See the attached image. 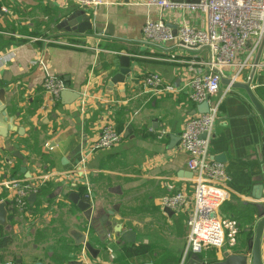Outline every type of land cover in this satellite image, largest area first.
Here are the masks:
<instances>
[{
  "label": "crops",
  "instance_id": "obj_1",
  "mask_svg": "<svg viewBox=\"0 0 264 264\" xmlns=\"http://www.w3.org/2000/svg\"><path fill=\"white\" fill-rule=\"evenodd\" d=\"M99 1L81 7L77 0H0V183L15 178L39 185L41 177L50 172L77 169L81 174L82 148L98 137L107 121L116 128L122 124L118 120L124 121L121 141L92 153L82 168L91 183L94 212L90 222L69 200L71 192L81 194L84 190L82 179L74 174L43 181L41 195L37 192L32 202L31 193L28 209H16L14 216L10 210L15 207L14 193L0 185V200L9 202V222L2 228L12 236L9 245L0 247L2 264H85L84 257L92 264H164L168 255L177 257V264H187L190 259L189 255L182 261L189 212L166 208L161 198L193 190V173L187 166L188 155L181 149L180 135L197 106L189 97L188 81L196 70L205 69L202 63L210 58L209 50L189 49L177 40L146 39L143 25L161 16L157 5L146 0ZM83 14L93 23H110L113 34L105 30L74 33L68 23ZM164 19L177 32L183 19L200 28L208 25L206 14L189 10L166 11ZM121 51L131 55L134 71L124 88L115 84L108 93L106 85L118 69ZM247 55L248 49L241 51L239 60ZM38 57L44 65L32 64ZM257 60L253 73L252 64ZM263 62L264 43L253 52L236 81L252 77V89L264 105ZM235 68L224 72H236ZM150 72L160 74L177 90L162 94L144 91L142 79ZM46 73L62 77L80 97L71 104H63L60 98L55 106L44 108ZM214 100H219L220 106L210 156L215 161L222 156L217 162L224 164L228 175L219 214L237 220L241 231L235 247L201 253L208 263L213 262L211 256L222 259L225 251L248 250L259 218L256 206L262 202L254 196L256 188L264 185L262 118L242 89L221 86ZM126 129L129 132L124 136ZM36 141L40 148L37 157L28 148ZM79 143L81 149L75 153ZM17 151L22 158L15 155ZM23 166L26 174L21 172ZM262 194L263 199L264 187ZM114 205L119 210L101 223L100 215ZM129 230L136 232L131 243L145 246L138 258L127 256L123 248L128 242L122 235ZM84 234L99 250L96 258L78 243ZM155 248L172 251L153 256ZM262 256L264 261V234Z\"/></svg>",
  "mask_w": 264,
  "mask_h": 264
},
{
  "label": "built area",
  "instance_id": "obj_2",
  "mask_svg": "<svg viewBox=\"0 0 264 264\" xmlns=\"http://www.w3.org/2000/svg\"><path fill=\"white\" fill-rule=\"evenodd\" d=\"M80 6H91L100 3L99 0H77ZM148 4L157 5L161 11L160 18L149 19L143 25L144 37L154 42H169L177 40L189 49H204L209 47L210 58L204 61L205 69L196 70L188 81L190 99L197 105L203 101L209 102L207 113L190 115L183 126L180 135V146L188 155L187 166L193 173V190L179 191L164 195L161 203L175 212L187 210L188 238L183 254V260L191 253L201 254L212 248L235 247L238 243L240 225L235 219L223 218L219 214L221 204L226 199L224 189L228 175L224 164L215 161L210 156V142L214 134L216 120L219 114V100L214 97L221 89V75L236 81L239 73L248 65L250 58L261 44L264 43V0H146ZM189 10L207 15L208 25L196 27L183 19L177 35L164 19V13L170 10ZM36 40L37 38L33 37ZM182 45V44H181ZM248 49L245 60H239L241 51ZM33 65H44L42 58L32 61ZM253 65V64H252ZM264 68V62L260 64ZM236 67V72L225 74L224 70ZM218 69V71H215ZM143 89L153 94L175 92L177 89L167 83L160 74L150 72L143 79ZM67 88L66 81L55 74L46 73L43 89L47 95L44 108L55 106L61 92ZM231 87L228 86V89ZM84 106V100L82 103ZM204 135V137H203ZM122 133L115 123L107 121L98 137L82 148L80 156L81 174L78 170L54 171L42 176L39 185L22 179H8L0 183L14 193L13 203L18 211H26L29 195L37 193L43 181L52 178H80L83 182L82 199L91 202V183L82 174L89 156L98 150L109 149L118 144ZM51 148V147H50ZM86 251V248L83 247ZM84 251V252H85ZM85 264H92L84 257Z\"/></svg>",
  "mask_w": 264,
  "mask_h": 264
},
{
  "label": "water",
  "instance_id": "obj_3",
  "mask_svg": "<svg viewBox=\"0 0 264 264\" xmlns=\"http://www.w3.org/2000/svg\"><path fill=\"white\" fill-rule=\"evenodd\" d=\"M68 26H69L68 28L74 27V33H79V34H88L89 32L92 31L93 32L98 31V33H101L103 30H105V32L110 35L113 34V30H112L113 26L110 23L109 24L93 23L91 21L90 16L86 14L72 17L68 23ZM171 27L173 28V35L176 36L177 35L176 27L175 26H171ZM181 44L183 45V42H181ZM206 48L209 49L208 46ZM118 64H119L118 69L114 73L112 72L110 74V78L107 82L106 91L108 93H112V88L114 87L115 84H117L119 88H124L127 82V78L134 71V67L131 65V55H129L126 51H121L118 58ZM258 65H259V60L253 63V73ZM215 71H218V69H215ZM251 82H252V77L248 81H233L231 78L221 75L222 86H230L234 89H242L246 92L250 102L252 103L253 107L258 112L264 123V105L258 99L255 92L253 91ZM66 85L67 88L61 92V101L63 104H69V103L71 104L80 97V94L78 93V91L73 90L69 87V82H67ZM209 106L210 105L208 101H203L197 104L193 114L207 113L209 111ZM128 132L129 129H126L124 136H127ZM80 149H81V143H79L75 148V153H78ZM15 155L22 158V154L19 151H17ZM215 159L217 161H221L223 158L221 156V157H216ZM21 172L26 174L27 168L23 166L21 168ZM27 177L30 178V176ZM263 187L264 185H261L258 188H256L259 190L258 193H256L254 196L256 199L262 200V202L258 204L259 218L256 221L254 228V235L249 243L248 250L242 253L241 252L236 253L230 250L225 251L223 253L222 259L215 260L209 263L199 254L191 253L190 259L187 264H264L263 256H262V240L264 234V198L262 199ZM68 197L69 200L72 203H74L83 212L85 218L90 222L92 220V214L94 212V206L92 205V203L82 199L80 194L76 191L71 192L68 195ZM29 198L33 202L36 199V193H32ZM8 203L9 202L7 200H0V227H6L8 225L9 222ZM118 210H119V206L114 205L112 209H109L104 214L100 215V222L101 223L108 222L110 217L114 215V213ZM118 227L122 229L121 225L120 226L118 225ZM86 238H87V234L82 235L78 243L84 244V247L86 248L88 253L93 258H96L99 253V250L96 249L90 243V241L86 240ZM122 239H124L128 243L135 242L136 232L133 230H129L122 235ZM0 264H2L1 261ZM78 264H82V262Z\"/></svg>",
  "mask_w": 264,
  "mask_h": 264
},
{
  "label": "trees",
  "instance_id": "obj_4",
  "mask_svg": "<svg viewBox=\"0 0 264 264\" xmlns=\"http://www.w3.org/2000/svg\"><path fill=\"white\" fill-rule=\"evenodd\" d=\"M120 122H122V124H120V126H117L118 131H122V128L124 126V121L123 120H118V123H120ZM38 146H39V142H37V141L34 142V143H30L28 145V148L30 149V153H32L36 157L40 155V152H39L40 148ZM1 160H2V158H1V155H0V162H1ZM40 187H39V190L37 191V192L40 191L39 195H41V192H43V190H44L43 186H40ZM10 204H11V202H10ZM256 207L258 208V206H256ZM10 210L12 211V216H14L15 213L17 212L15 207H11L10 206ZM256 212H257L256 215H258L259 209ZM260 212H261V209H260ZM11 242H12V236L7 234V233H5L4 232V228L0 227V247H6ZM123 248L125 249L126 253L129 254L127 256H129V257L136 256L138 258L139 255L141 254V252H143V249L145 248V246L139 247V246L134 245L133 243H126ZM125 257H126V255L124 254L122 259L123 258L125 259ZM163 260H164V264H177L178 263V258L177 257H173V255H168ZM210 260L214 261L215 258L211 256ZM137 264H139V263H137Z\"/></svg>",
  "mask_w": 264,
  "mask_h": 264
},
{
  "label": "rangeland",
  "instance_id": "obj_5",
  "mask_svg": "<svg viewBox=\"0 0 264 264\" xmlns=\"http://www.w3.org/2000/svg\"><path fill=\"white\" fill-rule=\"evenodd\" d=\"M161 246H163L162 242H160ZM166 247L172 248V246H170L168 243H166ZM165 247V246H163ZM161 250H163V252H161ZM172 250L168 249V248H163V249H159V248H155V250L153 251V249L151 250L153 256H159L161 253H164V255L166 254H170ZM151 254V253H150ZM152 256V257H153Z\"/></svg>",
  "mask_w": 264,
  "mask_h": 264
}]
</instances>
